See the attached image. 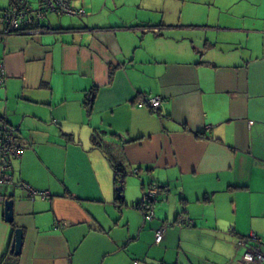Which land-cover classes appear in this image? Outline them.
Here are the masks:
<instances>
[{
  "label": "crops",
  "instance_id": "1",
  "mask_svg": "<svg viewBox=\"0 0 264 264\" xmlns=\"http://www.w3.org/2000/svg\"><path fill=\"white\" fill-rule=\"evenodd\" d=\"M14 1L0 125L23 145L15 181L44 194L3 187L0 264H264L243 256L264 253V0H70L85 12L6 33ZM153 181L166 192L147 219Z\"/></svg>",
  "mask_w": 264,
  "mask_h": 264
},
{
  "label": "built area",
  "instance_id": "2",
  "mask_svg": "<svg viewBox=\"0 0 264 264\" xmlns=\"http://www.w3.org/2000/svg\"><path fill=\"white\" fill-rule=\"evenodd\" d=\"M57 11L59 13H68L80 15L85 12L82 7H75L70 0H41L38 7H33L27 0H15L1 15V23L4 25V32H27L36 33L40 30V24L45 19L47 11ZM161 96H154L141 100L140 105L149 104L153 109H158L161 105ZM23 152V146L19 140L17 132L6 123L0 125V201L5 200L2 193L4 186L13 184V160L20 157ZM18 184L27 188L28 193L32 196L44 194V191H37L24 181H18ZM142 204V211L146 218H152L155 215L154 204L163 195L161 186L153 183L147 191ZM182 221L187 222L185 218ZM164 233L162 226L156 229V240L161 241ZM257 239L256 236L250 235L240 239L243 243L250 239ZM244 258L249 261H260L264 259V253L259 248H248L244 252Z\"/></svg>",
  "mask_w": 264,
  "mask_h": 264
},
{
  "label": "trees",
  "instance_id": "3",
  "mask_svg": "<svg viewBox=\"0 0 264 264\" xmlns=\"http://www.w3.org/2000/svg\"><path fill=\"white\" fill-rule=\"evenodd\" d=\"M92 94V95H90ZM94 93H93V90L89 91V93L87 94V103L91 105L92 101H93V98H94ZM14 130L15 128L12 127ZM16 132V130H15ZM97 137H98V134H93V139H95L97 141ZM95 141V142H96ZM100 142V140H99ZM23 146V145H22ZM107 147H111L109 144ZM114 165V169H115V181L117 183V194H118V198L122 200H124V193H123V188H124V184H125V178H126V175L128 173V171L125 169V166L120 162V163H117V164H113ZM153 183H157L159 186H161L162 190H163V193L166 192L164 191L165 188L163 187V185L161 183H159L158 181H153L151 182L147 189H145L143 192L147 191L149 187L152 186ZM142 192V193H143ZM160 196H163V195H160ZM159 196V198H160ZM141 199V198H140ZM142 204H143V201L139 200V206L140 208L142 207ZM142 209V208H141ZM148 219V218H147ZM150 219V218H149ZM192 222V221H191ZM190 223V222H189ZM243 238V237H242ZM244 255V254H243Z\"/></svg>",
  "mask_w": 264,
  "mask_h": 264
},
{
  "label": "water",
  "instance_id": "4",
  "mask_svg": "<svg viewBox=\"0 0 264 264\" xmlns=\"http://www.w3.org/2000/svg\"><path fill=\"white\" fill-rule=\"evenodd\" d=\"M144 196H145V193L143 192L141 199H140L141 201H143ZM13 203H14L13 199H7L5 201L6 218L9 221H13V219H14ZM22 242H23V230L21 227H18L15 231V239L13 240L11 250L15 253H20L21 247H22Z\"/></svg>",
  "mask_w": 264,
  "mask_h": 264
},
{
  "label": "rangeland",
  "instance_id": "5",
  "mask_svg": "<svg viewBox=\"0 0 264 264\" xmlns=\"http://www.w3.org/2000/svg\"><path fill=\"white\" fill-rule=\"evenodd\" d=\"M109 148H110V149H109ZM111 148H112V147H108L107 149L111 151Z\"/></svg>",
  "mask_w": 264,
  "mask_h": 264
},
{
  "label": "bare ground",
  "instance_id": "6",
  "mask_svg": "<svg viewBox=\"0 0 264 264\" xmlns=\"http://www.w3.org/2000/svg\"><path fill=\"white\" fill-rule=\"evenodd\" d=\"M159 242V241H158Z\"/></svg>",
  "mask_w": 264,
  "mask_h": 264
}]
</instances>
